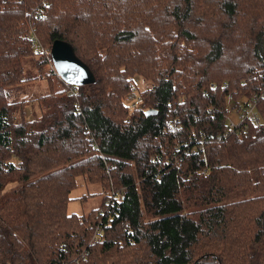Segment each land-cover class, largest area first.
I'll return each mask as SVG.
<instances>
[{"label":"trees","instance_id":"obj_1","mask_svg":"<svg viewBox=\"0 0 264 264\" xmlns=\"http://www.w3.org/2000/svg\"><path fill=\"white\" fill-rule=\"evenodd\" d=\"M54 40L95 80L27 119L7 88ZM0 264H264V0H0Z\"/></svg>","mask_w":264,"mask_h":264},{"label":"rangeland","instance_id":"obj_2","mask_svg":"<svg viewBox=\"0 0 264 264\" xmlns=\"http://www.w3.org/2000/svg\"><path fill=\"white\" fill-rule=\"evenodd\" d=\"M34 38L38 43L35 35ZM50 47L47 48L39 45L41 50L39 54L47 56ZM41 59L42 56L38 55L24 57L22 59L23 77L32 78V80L18 86L7 88L9 102H27V105L23 108L27 119L37 118L42 114V110L36 101L37 98L49 93L52 89L58 90L63 86L61 79L53 69L52 63L50 64L47 62L45 64L37 65V63L41 62ZM135 78L139 80L138 77ZM145 86L146 82H144V87ZM139 87L141 89L142 85L140 84ZM236 117L237 114L234 112L229 116V118L234 121L236 120ZM17 185L20 186L21 184L14 182L6 186L4 189L5 194L14 191L17 188ZM103 196L104 191L99 184H90L83 181L82 178H78L76 187L69 194L71 200L68 203L67 212L69 214L74 213L77 215H86L90 209L99 206Z\"/></svg>","mask_w":264,"mask_h":264},{"label":"water","instance_id":"obj_3","mask_svg":"<svg viewBox=\"0 0 264 264\" xmlns=\"http://www.w3.org/2000/svg\"><path fill=\"white\" fill-rule=\"evenodd\" d=\"M50 59L52 66L59 78L66 84L82 86L94 82V75L74 52L73 47L66 41L54 40L50 47ZM147 115L154 114L146 111Z\"/></svg>","mask_w":264,"mask_h":264},{"label":"built area","instance_id":"obj_4","mask_svg":"<svg viewBox=\"0 0 264 264\" xmlns=\"http://www.w3.org/2000/svg\"><path fill=\"white\" fill-rule=\"evenodd\" d=\"M139 85L140 84L137 80V86L140 89ZM231 98H232L231 95H229L228 96V102L230 101ZM258 99L259 98L256 96L253 97L252 103L248 104V106L246 108H244L243 111L235 112L237 114L235 121L228 118V123H227V126L225 127V130L223 132H221L220 134H218L215 137V140L220 141V140L224 139L229 134L233 133L238 125L243 124V123L245 124V122H247V121H250L251 123H253L257 127L260 126V120L258 119V117L254 111V107H255ZM139 100H140V98L138 96H136L135 100L131 103V106H136V104L139 102ZM198 149H202V144H200ZM107 225H109V224H107ZM98 233H100V231H98Z\"/></svg>","mask_w":264,"mask_h":264}]
</instances>
